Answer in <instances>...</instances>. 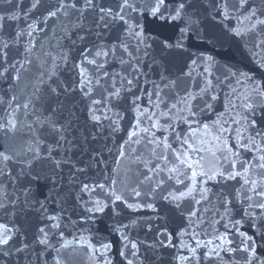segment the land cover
<instances>
[{"label": "snow or ice", "instance_id": "snow-or-ice-1", "mask_svg": "<svg viewBox=\"0 0 264 264\" xmlns=\"http://www.w3.org/2000/svg\"><path fill=\"white\" fill-rule=\"evenodd\" d=\"M0 4V264H264V0Z\"/></svg>", "mask_w": 264, "mask_h": 264}, {"label": "water", "instance_id": "water-1", "mask_svg": "<svg viewBox=\"0 0 264 264\" xmlns=\"http://www.w3.org/2000/svg\"><path fill=\"white\" fill-rule=\"evenodd\" d=\"M6 5L0 4V11L6 8ZM150 27L155 28V25H150ZM161 32H166L165 29H158ZM211 54L214 55L217 60L224 64L234 65L240 71L254 72L256 71V66L251 63L248 59L241 55V52L233 44L229 46L225 44L223 47H217L214 50H211ZM111 221L106 216H99L97 222L92 225L94 232H97L99 235L108 234V226Z\"/></svg>", "mask_w": 264, "mask_h": 264}]
</instances>
